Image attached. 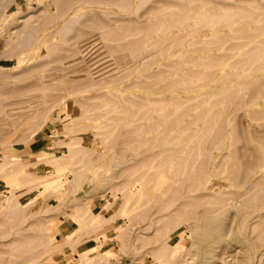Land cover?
Here are the masks:
<instances>
[{
    "label": "rangeland",
    "instance_id": "374dc122",
    "mask_svg": "<svg viewBox=\"0 0 264 264\" xmlns=\"http://www.w3.org/2000/svg\"><path fill=\"white\" fill-rule=\"evenodd\" d=\"M7 1L8 0L3 1V4L2 2L0 3V5L2 4L0 6V86H4L3 88L0 87V98L2 100H0V102H4L5 100V103L10 101V103H14L23 98H28L29 95V98H32L33 95L40 96L38 94H41L42 96L39 97L36 102L37 104L46 102V106L43 107L42 114L38 117L39 120L35 118L36 121H39L37 126L33 124L34 122H32V118L24 121V123L23 120H20L19 118L23 124L21 123L22 126L19 125L18 127L15 125L0 124V264H79L82 262L80 259L81 256L85 255L83 258L88 256L93 257L101 251L106 252L109 249L112 252H120L121 254L117 257L108 259L112 264H156L157 258H159L158 255L160 254L155 251L156 245L152 240V234L157 226L164 224L163 222H155L156 217L158 214L165 213H171L174 215L169 217V223L162 230V234L166 233L172 236V240L177 246H181L182 244L186 245L189 248L186 259H189L188 261L190 264H198L204 256H207V253H204L205 248L208 243L214 239V236H209L210 239L208 236V238L204 237L207 234L210 235V233H212L211 235H215L217 230L213 231V229H210L213 228V225L212 227L207 228L209 226L204 225L203 222L197 220L196 216L197 213L202 210L201 208L208 209L209 207H213V205L212 213L213 215L216 213V215L212 217L216 218L215 221L213 219L214 223L212 222V224L221 227L223 233H228L223 242H225V245H227L230 250L236 248L238 251L237 254H234L236 255V259L229 257V259L233 260L231 263L242 264L243 262L241 258L247 255V258L245 257L247 260H245V258L243 259L244 262L247 261V264H249V262H251L250 264H260L261 262V264H263L264 256L262 257L258 255L264 246V209L260 212L258 210V203L264 200V177H262L256 185L249 186L246 182L236 179L234 174L239 172V168L243 167V162L246 161L245 163L249 164L250 162L255 161L253 160V158H256L255 154L258 152L259 154H264V95L259 93L258 98L256 97L257 93L250 96V93L252 92H242L241 103L237 104L239 106L234 104L229 106L227 117L230 126L227 125L222 128V132L224 131L223 133L225 134V139H227L225 141L226 143L222 147L213 151L211 156L208 157L206 155L207 152H210V149H208L209 142L204 139L203 135H208L210 133L214 134L215 132V130L213 132L206 130L209 119L207 104L208 101L215 99V97L205 96L199 99L192 98L180 102L181 106H186L187 108L185 110V115L183 116L184 119L178 123L173 121L176 123L175 124L169 122V119L171 120V117L174 116V114H171L170 116L166 115L165 117L162 114L167 111L170 113L172 108H174V105H171L172 101H169L170 104H168L167 100L165 103L158 104L157 102L159 100L164 99V97H167L168 95L166 94V91L154 90V88L160 83V80L163 77L162 74L167 75L172 71H177L180 67H182V69L177 72H185L192 67H202L201 65L193 64L188 60H183L171 65L169 64L170 61L177 60L184 55V57H187L189 55L206 54L211 50L202 49V46L197 43L193 44L194 46H186L179 54L177 53L180 48H173L172 51L167 54L160 56L159 54H156V56H151L148 52L142 49L136 54L138 58L136 56L137 64L136 66H133L135 69L132 67L133 69L131 68V70L130 66L134 61L129 60V55H123L124 60L122 59L123 56L121 58L119 57L120 59L117 61L116 58L115 61L114 58L113 60L111 58L113 62L108 60V63L112 62L115 64L118 62L119 65L118 63L115 65L118 68L115 70L112 68L111 74H108L109 77H107L108 75H103V78H101L102 80L93 77L94 80H97V85L75 95L74 93H76V90H74V88L76 87V84L75 86L68 85L69 83H67V79L64 78V75L70 78L78 77V75H67L64 72L77 73L79 70L78 73H80L83 68L82 72H88L87 75L91 76L93 73H97V69L100 68L93 63V68L91 66L93 70H84V68H88L89 65L84 62L88 61V63H90L91 61H89V58L92 55L86 51L81 54L79 53L83 59L90 56L88 57V60L85 59V61L78 62L76 59L80 56L73 59L74 61H72V59L68 61L58 60V56L63 55L64 53L62 49L67 46H72L75 36L80 32L90 33L93 29V26L89 23H83L92 19L89 15L81 17L78 21L71 20L72 15H74L72 13H78L79 11H77V7L82 4L81 2L84 3L85 0H68L65 2H57L56 0ZM154 1L133 0L132 6L134 8L139 6V13L136 16H131V18L140 19L139 16H141L143 11L148 8L149 5H152ZM229 2H231V4ZM240 2L241 1L239 0H228L230 6H222L230 7V9L233 10L232 7H235L234 9H236ZM263 2V0H258V3H256L259 7V11H264ZM73 3L75 5H73ZM225 3L227 4L226 0ZM245 3H248V1L245 0ZM237 4L238 6H236ZM211 5L212 3H208V6ZM41 7L43 8L41 9ZM87 8L88 7H85L81 9V11L85 12ZM91 8L96 9L97 7L91 6ZM49 10L50 12H48ZM107 10H112L115 12V15L112 17L103 16V21L114 22L117 18H122L120 15L122 10L115 7L111 8L110 5L103 4V13ZM123 10H127V8H124ZM56 11L61 14L59 13V15ZM125 15L128 14L125 13ZM49 17H51L53 19L50 18L51 21L54 22H51ZM59 19L61 23L58 22ZM233 20L234 21L230 22L228 25L216 30V32L235 34V37L232 35L231 37H228L227 40H224L227 43L223 41V45L222 43L220 44L221 46L218 45L220 47L217 51L225 54L223 60H227L226 62L232 60L230 57L231 55H228L229 52L233 50L242 52L251 45V42L264 39V28H260L257 31L255 30L257 26L264 24V20L261 16L256 15L252 18L249 16H239L233 18ZM43 21L44 23L42 24ZM226 21L227 20L217 21L212 26L218 27L219 25L226 24ZM188 22L189 20H187L186 16L181 20L182 25H185ZM53 23L54 25H57L51 27L50 25ZM87 24L89 25L87 26ZM68 25L71 27V30L67 27ZM65 26L69 30H67ZM75 26L77 27L76 30ZM63 27H65V30L62 31V29H64ZM187 28L188 27H181L180 31H186ZM58 29H60V31H58ZM204 29H201L199 33ZM41 30H43V32ZM45 32L49 37L44 35ZM62 33L65 35L62 36ZM173 33L174 31L172 30L165 33L156 32L153 35V38L170 36ZM27 34L39 36L42 41L35 40L33 41V44L32 42L27 43ZM43 35L44 38L46 37L45 39L43 38ZM129 35H131V33L127 34L125 39L133 38V36ZM61 36L63 38L66 36V38L62 40ZM67 37H69L68 40L71 39V41H68ZM199 37H201V35L195 33L189 35L187 40L193 42ZM104 38L105 37H103V41L110 44L115 43L111 39H107L109 38L108 36L105 39ZM20 40H23L24 42L20 43ZM39 41L44 42V44H41ZM233 42H241V45L233 49ZM60 44L63 48L60 47ZM228 44H230L229 46L231 49L227 46ZM35 45L36 47H34ZM19 48L25 52H20ZM189 48L197 49L198 51L189 54ZM50 50H53V52H50ZM47 53L52 55L48 57ZM105 55L103 56V61L105 60L103 62L104 67H101L104 69L103 72L106 70L105 63H107V56ZM242 56H244V53L237 54L233 58ZM147 58L152 59H150L151 61L149 60L150 63L145 61ZM119 60L122 61L120 62ZM126 60L127 62L130 61L129 64L126 62L127 65L124 63ZM142 62L145 64H142ZM68 63L70 64V67H68ZM73 63L75 65L80 64L77 65V70H73V68H75ZM186 65L188 67H183ZM80 66H82V68ZM124 66L126 67L124 68ZM230 66L231 67H229L228 70H235L236 67L238 71H243L245 68L243 64H235V67L232 65ZM95 67L98 68L95 69ZM163 67L166 69L165 71ZM127 68L129 70H127ZM26 69L29 71L25 72ZM49 69L50 71H47ZM62 69L64 72H62ZM117 69H119L118 72ZM120 71L123 72L121 73ZM8 72L11 74L10 76ZM42 72L44 74H42ZM147 72L151 75L148 74L147 76ZM6 73L9 77L6 76ZM255 73L256 75L254 78H256V87H258V89L262 88L260 86L264 87V84H262L264 82V66ZM40 75L42 76L40 77ZM51 77L56 78H54V80ZM115 77L116 79H114ZM38 78H40V80ZM137 78L140 81L137 82ZM63 80L65 82H63ZM155 80L159 81L154 82ZM215 80L217 83L213 87L205 88L204 90L218 89L219 87L227 85L229 82H234L237 79L221 80L219 75L216 74ZM134 81H136V83H134ZM258 81L261 82L260 84L262 85H259ZM35 82H38L40 86L38 83L35 84ZM146 82L147 84L152 82L154 84L151 86L149 85L150 87H146ZM28 83L35 87L39 86V89H34V86L32 87L30 84L31 87L28 88ZM140 84L142 87H139ZM144 85L146 86L144 87ZM22 86L25 91L19 93L21 90L19 87ZM51 86L52 88L50 89ZM65 87H68L69 89ZM13 88L15 89L11 93V89L13 90ZM78 88H80V86L78 87L77 85L76 89L78 90ZM16 89H19V91L17 92ZM48 90L53 91V93ZM28 92L31 93L29 94ZM33 92L35 94H32ZM42 92L45 94H42ZM80 94L82 95L81 97ZM244 96L246 98H244ZM153 102H155V104ZM216 105H218L217 107H219V105L221 106L220 103ZM216 105L214 106L215 108ZM7 111L12 110L7 109ZM238 114L244 117L241 118ZM2 117H4V113H0V118ZM13 121L15 123V121L18 120L13 119ZM181 123L185 124L184 127L182 126L180 128L179 125ZM3 127L6 128L3 129ZM34 128L36 129V132L35 135L32 136L31 131ZM260 131H262V134ZM255 133L258 135V138L254 135ZM239 134L240 136L244 135V137L241 136V138ZM183 139H185V141ZM181 140L184 141V143ZM202 140L204 142H202ZM186 142L187 144H185ZM248 142H250V144H248ZM140 144H144V146H141ZM257 144L260 150L255 148ZM253 145L255 146L253 147ZM203 147L206 149L205 151L203 150ZM68 148H72L76 153H73L68 159H65L67 157H64V154L67 152ZM200 152L203 154H200ZM145 155L150 157L148 158L150 163L148 162L147 157L144 159L148 163L142 158ZM241 156H243L242 159ZM141 158L143 160L140 161V164H137L136 162ZM65 161H67V163ZM167 163L169 164L167 165ZM134 164H137V166L135 167ZM245 165V167H248L247 164ZM63 166H66L64 170L62 169ZM51 170H55V172H51ZM134 170L136 171L133 172ZM27 171L29 173L32 172V175L30 173L26 176L24 173H28ZM130 173L133 174L131 175ZM137 175H140L139 178ZM14 177H20V181H27L28 179L29 181L25 183V181L20 182L18 180L17 182L12 183L11 180ZM41 180H50L54 185L52 187L49 186L50 188L45 186L46 188L43 187L41 189L38 187L37 183H40ZM204 182L208 185L205 188L198 190L197 186L201 185L203 187L202 183ZM80 184L82 186L78 189ZM67 188H69L68 195L66 193V195L64 194L65 196H63L62 194ZM110 188H112L114 192L111 191ZM130 189L132 190V193H130ZM253 189L254 191H252ZM140 190L142 192H147L146 194H149L150 192L152 197L151 194L149 195L150 197L145 196L144 194L139 197L141 200L140 203L143 204L141 208L144 210L141 209L142 211L138 212L139 215L137 214L127 223L126 219L121 216V207L124 202L127 203L128 206H133ZM88 192L92 193V196L87 200L90 205L89 209L81 212L79 215H77L78 213L66 214L67 211L70 212L69 208L72 201ZM206 192L207 197L205 195L201 199L198 197V195L201 196V194H206ZM211 193L214 194V204L208 202V200H210L209 198H211ZM188 194L189 197L187 198ZM190 195H197V197L193 196L194 199L196 197L198 198L197 201H199V199L201 201L200 204L196 201L197 204L195 203L194 206L201 205V208L196 207V209H193V213L188 211L190 209L189 207H191V209L194 208L193 205V207L191 206L193 199L191 200ZM256 195L257 198H255ZM127 198L128 200L126 202L125 200ZM189 198L190 200L188 202L192 201L190 205L185 202V200ZM10 201L16 203L20 207V210L14 214H11L8 208ZM160 203L163 206L160 205ZM158 204L161 209L158 208ZM21 207L23 208L21 209ZM157 209L158 212L155 214ZM92 211L99 212L100 214H108V216L103 219L99 217L98 219L90 221L88 218ZM118 211H120V213ZM133 212H135V210ZM5 213H7V216ZM260 213L263 215L261 218L258 217V214ZM75 214L79 217L78 220V217L76 218ZM246 216L249 217L247 218ZM197 223H200V227ZM126 224V230L124 229V231L127 232L126 236H123L122 238L118 237L119 231L116 228L120 225ZM244 224L246 225V229L244 228ZM19 228L23 229L20 230ZM197 228L199 230H197ZM15 231L20 232L21 235L15 236ZM140 235L146 236L137 240ZM136 236L138 238H136ZM65 237L69 238L65 239ZM254 237L257 239H253ZM14 238L15 241L13 243L6 245L10 239ZM51 238H53V240H50ZM120 238L123 239L122 244L127 248L126 253H121L122 245ZM134 238H136V240ZM48 240L50 241L47 242ZM206 240L207 242H205ZM52 241L54 242L52 243ZM98 242L100 243V247H97ZM243 242H246L249 245H246L245 247ZM251 242H253L254 246ZM36 244L35 253L32 250L28 251L31 245L34 246ZM247 249L248 251H246ZM253 249L255 251H253ZM153 250L155 252H152ZM243 250L245 253L249 252L250 254L246 253L245 255ZM111 251H108V253H111ZM262 251H264V249ZM164 260L169 261L168 259ZM185 261L186 260L182 263H185ZM87 263L94 264V260L92 258H87ZM243 264H246V262Z\"/></svg>",
    "mask_w": 264,
    "mask_h": 264
},
{
    "label": "bare ground",
    "instance_id": "6f19581e",
    "mask_svg": "<svg viewBox=\"0 0 264 264\" xmlns=\"http://www.w3.org/2000/svg\"><path fill=\"white\" fill-rule=\"evenodd\" d=\"M3 1L5 0H0V3L2 2L3 4ZM9 1V0H8ZM7 1V2H8ZM57 2H65V1H68V0H56ZM72 1H76V0H72ZM79 1V0H77ZM145 1H149V0H145ZM154 1V0H153ZM230 1V0H229ZM236 1V0H235ZM241 1L239 6L238 4L236 6V9H234L235 7H232L233 10L230 9V7H225V6H222V5H229L231 4V2L228 3V0H226L227 4L225 3V0H155L154 3L152 5H149L148 8H146L144 11H143V14L140 17V19H133L131 18V16H136L138 13H139V6L134 8L132 6V2L133 0H85V2H81L82 4L79 5L77 7V11H79L78 13H72L74 15H72L71 17V20L72 21H78L81 17L83 16H86V15H89L92 19H90L89 21H85L83 23H89L90 25L93 26V29L91 30L90 33H79L77 36H75L74 38V42H72V46H67L65 48L61 47V44H60V47L63 48L62 50L64 51L63 55H59L58 56V60H62V61H68V60H71L74 61L73 59H76L78 56H80V54L84 51L88 52L89 54L91 53V57L89 58V61H91L90 63L87 62H84L88 65V68H84L85 71H87L88 69H92L93 68V65L96 64L98 65L100 68L98 67H95L98 68V72L97 73H93V75L89 76L87 75L88 72H82L83 68L82 66H80L81 68V72L78 73H75V72H64L63 69H62V72L66 73L67 75H78V77H75V78H70V77H67L64 75V78L67 79V83H69L68 85L70 86H75L76 84V87L78 85V87L80 86V88H78V90L76 89V87L74 88V90H76V93H74L75 95L76 94H79L81 91H85L95 85H97V80H94V78L96 79H99V80H102L101 78H103V75H110L111 74V70L112 68H114V70L116 68H118L117 66V63L113 64L112 60L114 58V61H115V58H116V61L118 59H120L123 55H129L130 56V59L131 61H134L132 62L133 64L135 65H131L130 66V70L133 66H136L137 64V60H136V54L139 53L140 50L144 49L146 52H148L151 56L152 55H155L156 54H159L160 55H164V54H167L169 52L172 51V49H177V48H180V50H178V53H181V51L186 47V46H191L193 44H197L199 43L202 47V49H208V50H211L209 53H206V54H200V55H189L187 57H180L179 59L177 60H172L169 62V64H175V63H179L183 60H188L190 62H192L193 64H199L201 65L202 67H197V68H194L192 67L191 69L185 71V72H177L179 70L182 69V67H180L177 71H172L171 73L167 74V75H163L162 74V78L160 80V83L157 84L154 88V90H164L166 91V94L168 95L167 97H164V99H161L159 100L157 103L158 104H162V103H165V101L167 100L168 101V104H170L169 101H172L171 105H174V108H172V110L170 111V113L165 112V113H162L163 116L165 117L166 115L170 116L171 114H174V116L171 117V120L169 119V122L170 123H178L179 121L183 120V116L185 115V110H186V106H181L180 105V102H182L183 100H186V99H192V98H202V97H205V96H214L215 99H212L210 101H208V104H207V108H208V114H209V119H208V127L206 128L207 131L209 132H214V134L210 133L208 135H203L204 139L207 140L209 142V148L210 149L209 151L211 152H207V155L206 156H211L212 152L215 151L216 149L222 147L226 142L227 139H225V134L222 132V128L225 127V126H230V123H229V120H228V117H227V113H228V108L230 105L234 104V105H237V104H240L241 103V93L242 92H252L250 93V96L253 94L255 95L256 93V97L259 98V93L264 95V90H263V86H260L262 88H259L256 87L255 85V81H256V78H254V76L256 75L255 72L259 71L261 69L262 66H264V39H260V40H255V42H251V45L246 48L244 51H238V50H233L231 52L228 53V55H231L230 57L232 58L231 61H224V57H225V54L224 53H221L219 51H217L219 49V47L221 46L220 44L222 43L223 45V41L224 40H227L228 37H231L232 35H234L235 37V34H231V33H222V32H216V30H218L219 28L221 27H224L225 25H228L230 22H233V18H236V17H239V16H249V17H254L256 15L258 16H261L264 20V11H259L258 10V6L256 5V3H258V0H253V1H248V3H245V0L243 2V0H239ZM262 1V0H261ZM264 1V0H263ZM238 2V1H237ZM11 3V2H10ZM54 3V1H53ZM56 3V2H55ZM208 3H212L211 6H208ZM235 3V2H234ZM264 3V2H263ZM1 4V5H2ZM65 4V3H64ZM78 4V3H77ZM76 4V5H77ZM80 4V2H79ZM103 4H106V5H110V7H115L119 10H122V13H120V15L122 16V18H117L114 22L113 21H103V16L104 17H112L115 15V12H113L112 10H107L103 13ZM0 5V6H1ZM73 5H75L73 3ZM71 6V5H70ZM91 6H96L97 8L96 9H93L91 8ZM264 6V4H263ZM49 7V6H48ZM47 7V8H48ZM61 7V6H60ZM73 7V6H72ZM85 7H88L87 10L84 12V11H81V9L85 8ZM90 7V8H89ZM169 7H172V8H169ZM262 7V6H261ZM43 7H41L42 9ZM65 8V7H64ZM75 8V6H74ZM124 8H127V10H123ZM40 9V10H41ZM61 9V8H60ZM99 9V10H97ZM106 9V8H104ZM47 10V9H46ZM56 10H59V9H56ZM66 10V9H65ZM85 10V9H84ZM71 11V10H70ZM73 11V10H72ZM47 12V11H46ZM50 12V10L48 11ZM57 12V11H56ZM63 12V11H62ZM65 12V11H64ZM76 12V11H75ZM58 14L60 12H57ZM67 13V11H66ZM128 14V15H125ZM61 14V13H60ZM59 14V15H60ZM65 14V13H64ZM50 15V14H49ZM67 15V14H66ZM117 15V14H116ZM5 16V14H4ZM3 16V17H4ZM71 16V15H70ZM186 16L187 17V20H189V22L185 25H182L181 24V20L182 18ZM2 17V18H3ZM6 17V16H5ZM53 17V16H52ZM66 17V16H65ZM119 17V16H118ZM27 18V17H26ZM26 18H23V19H26ZM51 17H49L50 19ZM52 19V18H51ZM50 19V21H51ZM53 20V19H52ZM57 20V19H56ZM220 20H227L226 21V24H223V25H219L218 27H215V26H212L215 22L217 21H220ZM38 21V20H37ZM36 21V22H37ZM51 22H54V21H51ZM49 22V23H51ZM60 22V19L59 21ZM57 22V23H58ZM71 22V21H70ZM69 22V23H70ZM1 23V22H0ZM44 23V21L42 22V24ZM56 23V22H55ZM61 23V22H60ZM73 23V22H71ZM70 23V24H71ZM78 23V22H77ZM87 24V26L89 25ZM54 23L51 24L50 26L53 27ZM57 25V24H55ZM54 25V26H55ZM59 25V24H58ZM77 26V25H76ZM75 26V30H76V27ZM49 27V26H48ZM66 27V26H65ZM65 27H63L65 30ZM70 30H71V27H69V25L67 26ZM66 27V28H67ZM181 27H188L186 31H180V28ZM62 28V27H61ZM60 28V29H61ZM67 28V30H69ZM206 28V29H204ZM260 28H264V24H261L259 26L256 27V31L259 30ZM1 29V28H0ZM60 29H58V31H60ZM201 29H204L201 33H199L201 31ZM29 30V29H27ZM66 30V32L68 33V31ZM174 31V33L170 36H162V37H159V38H153V35L156 33V32H160V33H165L167 31ZM43 32V30H41ZM45 31V30H44ZM48 31V29H47ZM80 31V30H79ZM33 32V31H32ZM61 33V32H60ZM64 33V32H63ZM61 34L62 36L65 35V34ZM104 33V34H103ZM129 36H133V38H128V39H125L126 35L127 34H130ZM195 33H198L199 35H201V37L195 39L193 42H189L187 40L188 36L191 35V34H195ZM40 34V33H38ZM47 33L45 32L44 35H46ZM44 35H43V38H44ZM14 36V35H13ZM48 36V35H46ZM61 36V37H62ZM67 36V34H66ZM66 36H64V38L62 37L61 39L64 40L66 38ZM109 37L107 39H111L112 41H114L115 43L113 44H110L106 41H103V37ZM49 37V36H48ZM47 37V38H48ZM237 37V36H236ZM18 38V37H17ZM27 38V43H31L33 44V41L35 40H40L42 41L41 37L39 36H34L32 34H27L26 36ZM46 38V37H45ZM44 38V39H45ZM69 37H67V40H68ZM72 38V37H71ZM104 38V39H105ZM73 39V38H72ZM230 39V38H229ZM25 40V39H24ZM61 40V41H62ZM19 41V40H18ZM39 41V42H40ZM68 41H71L68 40ZM68 41H65V42H68ZM24 42L23 40L21 41L20 40V43ZM26 42V41H25ZM39 42H38V45H39ZM64 42V41H62ZM225 42V41H224ZM41 44L44 42H40ZM227 43V42H225ZM224 43V44H225ZM231 43V42H230ZM25 44V43H23ZM21 44V45H23ZM36 44V43H35ZM40 44V45H41ZM220 45V46H218ZM230 44H228L227 46L230 48L229 46ZM241 45V42H233L232 43V46H233V49L234 48H237ZM52 46V45H51ZM64 46V45H62ZM194 46V45H193ZM24 47V46H23ZM36 47V45L34 46ZM59 47V45H58ZM200 47V46H199ZM226 47V46H225ZM22 48V46H21ZM33 48V47H32ZM60 48V49H61ZM17 49V48H16ZM28 49V48H27ZM36 49V48H35ZM34 49V50H35ZM187 49V48H186ZM231 49V48H230ZM20 50V48H19ZM32 50V49H31ZM57 50V49H56ZM116 50V51H115ZM24 50H20V52H22ZM53 52V50H50V52ZM59 51V50H57ZM103 51H104V54H103ZM115 51V52H114ZM186 51V50H185ZM195 51H198L197 49H193V48H189L188 49V52L189 54L191 53H194ZM203 51V50H201ZM25 52V51H24ZM31 52V51H30ZM33 52V51H32ZM113 52V53H111ZM28 53V52H27ZM80 53V54H79ZM227 53V52H226ZM241 53H244V56L242 57H238V58H233L235 55L237 54H241ZM29 54V53H28ZM35 54V53H34ZM86 54V53H85ZM106 54V55H105ZM141 54V53H140ZM48 57L51 56L50 54H48ZM107 56V63H108V60H111L112 58V62H109L108 65L107 63H105V67H106V70L103 72V68L101 67H104L103 66V56ZM145 55V54H144ZM34 56V55H33ZM32 56V58H33ZM154 56V57H155ZM227 56V55H226ZM84 57V55H83ZM86 57V56H85ZM88 57H86L85 59L88 60ZM120 57V58H119ZM30 58V57H29ZM31 58V59H32ZM110 58V59H109ZM135 58V60H134ZM138 58V56H137ZM27 59V58H26ZM85 59H83L81 56L78 57L76 60L79 62L81 61H85ZM106 59V58H105ZM124 60V56L122 58ZM133 59V60H132ZM145 59V58H144ZM151 58H147V61L148 63L149 60ZM229 59V58H228ZM128 60V59H127ZM127 60L124 62L126 64ZM152 60V59H151ZM150 60V61H151ZM26 61V60H25ZM71 61V62H72ZM120 62L122 60H119ZM49 62V61H48ZM130 62V61H129ZM129 62H127L129 64ZM70 63V62H69ZM68 63V67H70V64ZM94 63V64H93ZM112 63V64H111ZM147 63V65H148ZM77 64V63H76ZM142 64H145L142 62ZM235 64H243L245 66L244 70L243 71H238V69H236L235 67ZM73 65L75 66V68H73V70H75L77 68V65H80V64H77L75 65L73 63ZM86 65V66H87ZM119 65V63H118ZM124 65V64H123ZM127 65V64H126ZM230 65L234 66L235 67V70H228L229 67H231ZM92 66V68H91ZM1 67V66H0ZM19 67V66H17ZM40 67V66H39ZM67 67V66H66ZM79 67V66H78ZM85 67V66H84ZM126 66H124L125 68ZM183 67H188L187 65L186 66H183ZM233 67V68H234ZM123 68V69H124ZM129 68V67H128ZM127 68V70H129ZM135 69V67H133ZM132 68V69H133ZM160 68V67H159ZM164 68V67H163ZM2 69V68H1ZM35 69V67H34ZM57 69V68H56ZM67 69V68H66ZM65 69V70H66ZM122 69V70H123ZM32 70V69H31ZM37 70V69H36ZM77 70V69H76ZM93 70V69H92ZM96 70V71H97ZM113 70V71H114ZM160 70H163V69H160ZM166 69L164 68V71ZM168 70V69H167ZM1 71V70H0ZM8 71V70H7ZM26 71H29L28 69L25 70ZM47 71H50L47 70ZM112 71V72H113ZM119 71V69H117V72ZM126 71V70H125ZM4 72V71H3ZM6 72V71H5ZM23 72V71H22ZM31 72V71H30ZM116 72V71H115ZM121 72V71H120ZM123 72V71H122ZM121 72V73H122ZM163 72V71H161ZM41 73V72H40ZM144 73V72H143ZM7 74V73H6ZM9 74V72H8ZM8 74L6 76H8ZM42 74H44L42 72ZM118 74V73H117ZM124 74V73H123ZM145 74V73H144ZM148 74L150 73H146V75L148 76ZM216 74L219 75V78H221V80H228V79H237L236 81L234 82H229L227 85H224V86H221L219 87L218 89H213V90H204L205 88H210V87H213L217 82L215 80V76ZM11 74H9L10 76ZM14 75V74H12ZM20 75V74H19ZM28 75V74H27ZM57 75V74H56ZM109 75L107 77H109ZM119 75V74H118ZM122 75V74H121ZM151 75V74H150ZM8 76V77H9ZM16 76V75H14ZM42 75H40L41 77ZM54 76V75H53ZM123 76V75H122ZM156 76V75H155ZM5 77V76H4ZM18 77V75H17ZM38 77V76H37ZM44 77V76H43ZM57 77V76H56ZM56 77H51L52 79L56 78ZM61 77V76H59ZM105 78V77H104ZM120 78V76H119ZM143 78V77H141ZM40 80V78H38ZM61 79V78H60ZM116 79V77L114 78ZM136 79V78H135ZM134 79V80H135ZM158 79V78H157ZM260 79V78H259ZM55 80V79H54ZM153 80V79H151ZM159 80H155L154 82H158ZM137 82L140 81L136 80ZM136 81H134V83H136ZM48 82V81H46ZM50 82V81H49ZM63 82H65L63 80ZM62 82V83H63ZM90 82V83H88ZM148 82V81H147ZM146 82V84H147ZM259 82V81H258ZM263 82V81H262ZM34 83V82H33ZM38 82H35V84H37ZM78 83V84H77ZM144 83V82H143ZM150 83V82H149ZM221 83V82H220ZM261 82H259V85H262L264 84V82L262 84H260ZM28 83V88L32 86V84ZM39 84V83H38ZM44 84V83H43ZM47 84H50V83H47ZM53 84V83H52ZM66 84V83H65ZM145 84V83H144ZM152 84H154L153 82L150 83V84H147L144 85V87H148L149 85L151 86ZM8 85V84H7ZM27 85V84H26ZM24 86V85H23ZM22 87H19V89H21L19 91V89L17 90V92L19 91L22 92V91H25V89ZM34 86V85H33ZM32 86V87H33ZM40 86V84H39ZM38 86V87H39ZM47 86V85H46ZM50 86V85H49ZM65 86V85H64ZM69 86V88H70ZM149 86V87H150ZM258 86V85H257ZM2 87V85L0 86ZM4 87V86H3ZM2 87V88H3ZM38 87H35L34 86V89L38 88ZM139 87H142L141 84L139 85ZM1 88V89H2ZM26 88V86H25ZM52 88V86L50 87V89ZM59 88V87H58ZM61 88V87H60ZM65 88H68V87H65ZM68 88V89H69ZM15 88H13V90L11 89V93L14 91ZM23 89V90H22ZM32 89V88H31ZM30 89V90H31ZM33 89V90H34ZM39 89V88H38ZM44 89V88H42ZM48 89V88H47ZM64 89V88H63ZM72 89V87H71ZM70 89V90H71ZM145 89V88H143ZM262 89V90H261ZM3 90V89H2ZM15 90V92H16ZM27 90V89H26ZM45 90V89H44ZM43 90V91H44ZM57 90V89H56ZM4 91V90H3ZM49 91V90H48ZM47 91V93H48ZM100 91V90H99ZM51 93H53V91H49ZM69 92V91H68ZM8 93V92H7ZM29 93V92H28ZM31 93V92H30ZM29 93V94H30ZM38 93V92H37ZM40 93V92H39ZM46 93V94H47ZM255 93V94H254ZM23 94V93H22ZM32 94H35L34 92ZM31 94V96H32ZM42 94H45L42 92ZM50 94V93H49ZM69 94V93H68ZM102 94V93H101ZM104 94V93H103ZM106 94V93H105ZM115 94V93H114ZM40 96H37V95H33L32 98H23L21 100H18L14 103H10V102H6L5 103V100L4 102H0V113H4V117L0 118V124H5V125H15V126H19L24 123V121H27L29 119H33L32 122H34L33 124L35 126L38 125V122L39 121H36L35 118L38 119V117L40 116V114H42V110H43V107L46 106V102H43V103H39L37 104L36 100L41 97L42 95L41 94H38ZM100 95V94H99ZM118 95V94H117ZM116 95V96H117ZM78 96V95H77ZM82 95L80 94V97ZM249 96V97H250ZM261 96V95H260ZM45 97V95H44ZM99 97V96H98ZM111 97V96H110ZM12 98V97H11ZM244 98H246L244 96ZM248 99V98H247ZM1 100V98H0ZM102 100V99H101ZM112 100V99H111ZM116 100V99H115ZM114 100V101H115ZM150 100V99H149ZM152 100V99H151ZM243 100V99H242ZM250 100V99H249ZM253 100V99H252ZM2 101V100H1ZM96 101V100H95ZM146 102V101H144ZM9 103V104H7ZM155 104V102H153ZM205 103V102H204ZM221 104V106L219 105V107H217L218 105L216 104ZM123 104V103H122ZM182 104V103H181ZM216 105V108L214 107ZM113 106V105H111ZM129 106V105H128ZM161 106V105H160ZM165 106V105H164ZM239 106V105H237ZM244 106V104H243ZM163 107V106H162ZM122 108V107H121ZM7 109H11L12 111H7ZM150 109V107H149ZM195 109V108H194ZM159 110V109H158ZM94 111V110H93ZM100 111V110H99ZM153 111V110H152ZM203 111V110H202ZM234 111V110H233ZM232 111V112H233ZM237 111V110H236ZM245 113V112H244ZM246 114V113H245ZM124 115V114H123ZM239 115V114H238ZM242 115V113H241ZM239 115V117L241 116ZM162 116V115H161ZM129 117V116H128ZM144 117V116H143ZM232 117V116H231ZM244 117V116H243ZM241 116V118H243ZM23 120V123L19 120ZM13 119H17L18 121H13ZM35 119V120H34ZM143 119V118H142ZM197 119V118H196ZM163 121V120H162ZM161 121V122H162ZM175 121V122H173ZM231 122V121H230ZM22 123V124H21ZM31 123V122H30ZM101 123V122H100ZM103 123V122H102ZM129 123V122H128ZM175 123V124H176ZM255 123V122H254ZM257 123V122H256ZM184 124L185 123H181L179 125V127L181 128L182 126L184 127ZM244 124V123H242ZM129 125V124H127ZM126 125V126H127ZM138 126V125H137ZM165 126V125H164ZM246 126V125H245ZM9 127V126H7ZM16 127V128H17ZM110 127V126H109ZM113 127V126H112ZM178 127V128H179ZM6 127H3V129H5ZM28 128H29V125H28ZM189 128V127H188ZM217 128V129H216ZM243 128H244V125H243ZM1 129V128H0ZM19 129V128H18ZM109 129V128H108ZM107 129V130H108ZM105 130V129H104ZM177 130V129H176ZM179 130V129H178ZM183 130V129H182ZM254 130V129H253ZM264 130V129H263ZM262 130V131H263ZM8 131V130H6ZM18 131V130H17ZM152 131V130H151ZM150 131V132H151ZM241 131V130H240ZM257 131V130H256ZM259 131V130H258ZM262 131L261 134H262ZM10 132V131H8ZM35 132H36V129L34 128L32 131H31V134L32 136L35 135ZM149 132V133H150ZM204 132V131H203ZM254 132V131H253ZM6 133V132H5ZM11 133V132H10ZM241 133V132H240ZM247 133V132H246ZM258 133V132H257ZM159 134V132H158ZM182 134V133H181ZM253 134V133H252ZM260 134V133H259ZM264 134V133H263ZM5 135V134H4ZM30 135V134H29ZM28 135V136H29ZM142 135V134H140ZM194 135V134H193ZM248 135V133H247ZM256 135V137L258 136L256 133L254 134ZM31 136V135H30ZM177 136V135H176ZM184 136V135H183ZM197 136V135H195ZM240 136V134H239ZM242 137H244V135H241ZM240 136V137H241ZM260 136V135H259ZM156 137V136H155ZM237 137V136H236ZM241 137V138H242ZM249 137V136H248ZM252 137L254 138V136L252 135ZM173 138V137H172ZM171 138V139H172ZM258 138V137H257ZM154 139V138H153ZM176 139V138H175ZM250 139V137H249ZM248 139V140H249ZM256 139V138H255ZM254 139V140H255ZM185 141V139H183ZM251 140V139H250ZM160 141V140H159ZM164 141V140H163ZM182 141V140H181ZM184 141H182L184 143ZM201 141V140H200ZM206 141V142H207ZM264 141V140H263ZM180 142V141H179ZM181 142V143H182ZM202 142H204L202 140ZM251 142V141H250ZM250 142H248V144H250ZM69 143V142H68ZM142 143V142H141ZM175 143V142H174ZM173 143V144H174ZM180 143V144H181ZM263 143V142H262ZM139 144V143H137ZM154 144V143H153ZM187 144V142L185 143ZM256 144V143H255ZM68 145V144H67ZM141 145V144H140ZM171 145V144H170ZM184 145V144H183ZM141 146H144L141 145ZM180 146V145H179ZM178 146V147H179ZM255 145H253L254 147ZM258 144L255 146V148L259 149V146ZM158 147V146H157ZM155 147V148H157ZM167 147V146H165ZM139 149V148H138ZM184 149V148H183ZM200 149V148H199ZM103 150V149H102ZM203 150L205 151L206 149H204L203 147ZM202 150V151H203ZM260 150V149H259ZM257 150V151H259ZM165 151V150H164ZM184 151V150H182ZM254 151V150H253ZM131 152V151H130ZM235 152V151H234ZM237 152V150H236ZM73 153H76L74 152V150L72 148H68L67 152L64 154V157H67L65 159H68V157H70L71 155H73ZM256 153V152H255ZM199 154V153H198ZM200 154H203L200 152ZM199 154V155H200ZM238 154V152H237ZM244 154V153H243ZM250 154V153H249ZM236 155V154H235ZM256 155V158H253V160H255L254 162H250L249 164L248 163H245L243 162L242 165L243 167L239 168L238 169V173L236 172V174H234L236 176V179L240 180V181H244L247 183V185L249 186H253L254 184L256 185L257 183H259V180L264 177V154H259V152ZM7 156V155H6ZM60 156V155H59ZM148 156V154H147ZM146 155L144 157H142L143 159L147 157ZM149 156H153V155H149ZM246 156V155H245ZM62 157V156H60ZM175 157V156H174ZM205 157V156H204ZM243 156H241V159H242ZM140 159L139 161H137L136 163L137 164H140V161H142L143 159ZM150 157H147V160L149 162V159ZM240 158V156H239ZM7 159V158H6ZM70 159V158H69ZM144 159V160H145ZM248 159V158H246ZM244 159V160H246ZM252 160V159H251ZM58 162V161H56ZM67 163V161H65ZM146 162V160H145ZM146 162V163H148ZM176 162V161H175ZM193 162V161H192ZM248 162V161H247ZM16 163V162H15ZM14 163V164H15ZM20 163V162H19ZM122 163V162H121ZM150 163V162H149ZM219 163V162H218ZM137 164L134 166L136 167ZM144 164V162H143ZM160 164V163H159ZM165 164V163H164ZM169 163H167L168 165ZM192 164H196V163H192ZM220 164V163H219ZM238 164V162H237ZM247 164L248 167H245ZM13 165V164H11ZM141 165H142V162H141ZM224 165V164H223ZM231 165V164H230ZM229 165V166H230ZM245 165V166H244ZM140 166V165H139ZM138 166V168H139ZM184 166V165H183ZM193 166V165H192ZM221 166V165H220ZM219 166V167H220ZM228 166V165H227ZM141 167V166H140ZM14 168V167H13ZM66 168V166H63L62 169L64 170ZM132 168V167H131ZM149 168V167H148ZM170 168V167H169ZM172 168V167H171ZM176 168V167H175ZM192 168V167H191ZM236 168V170H237ZM137 169V168H136ZM194 169V168H193ZM131 170V169H130ZM221 170V169H219ZM136 170H134L133 172H135ZM211 171V170H210ZM28 172V171H27ZM34 172V171H33ZM51 172H55V170H51ZM67 172V171H66ZM132 172V170H131ZM144 172V170H143ZM169 172V171H168ZM31 175H32V172H30ZM29 172L28 173H24L26 174V176L28 174H30ZM50 173V172H49ZM123 173V172H122ZM67 174V173H65ZM131 174V173H130ZM133 174V173H132ZM131 174V175H132ZM163 174V172H162ZM179 174V173H178ZM68 175V174H67ZM142 175V174H141ZM212 175V174H211ZM232 175V176H234ZM36 176V175H35ZM135 176V175H134ZM138 176V175H137ZM137 176H136V179H137ZM140 176V175H139ZM138 176V178H139ZM164 176V175H163ZM167 176V174H166ZM182 176V175H181ZM189 176V175H188ZM38 177V176H37ZM230 177V176H229ZM20 178V177H19ZM18 177H14L11 182L14 183V182H17L19 180ZM23 178V177H22ZM39 178V177H38ZM48 178V177H47ZM234 178V177H233ZM26 179V178H24ZM194 179V178H193ZM27 180V179H26ZM31 180V179H30ZM93 180V179H92ZM20 181V180H19ZM25 181V180H24ZM24 181H20V182H24ZM29 179L26 182H28ZM40 181V180H39ZM137 181V180H136ZM201 182V181H200ZM38 183V187H40L41 189L44 187H52L54 185V183L50 180H46V181H43L41 180V182H37ZM133 183V182H132ZM131 183V184H132ZM261 183V182H260ZM45 184V185H44ZM130 184V183H129ZM203 184V187L200 185V186H197V189H201V188H205L208 184L206 182L202 183ZM44 185V186H43ZM134 185V184H133ZM14 186V185H13ZM46 186V187H45ZM82 185L80 184L79 188L81 187ZM49 187V188H50ZM113 187V186H112ZM128 187V186H126ZM134 187V186H133ZM140 187V186H139ZM114 188V187H113ZM168 188V187H166ZM111 191L112 188H110ZM115 189V188H114ZM135 189V188H133ZM165 189V188H164ZM65 190V189H64ZM69 188H67L66 191L61 192L63 193L62 195L65 196L66 193L68 195V191ZM77 190V189H76ZM264 190V189H263ZM262 190V191H263ZM130 193H132V190L130 189ZM254 191V189L252 190ZM260 191V190H259ZM10 192V191H9ZM114 192V191H113ZM155 192V191H154ZM147 192H142L141 190L139 191L138 193V197L136 198V202L133 206H128L127 203L124 202V204L122 205V210L121 211V216L126 219L127 223L130 222V220L133 219L134 216H136L138 214V212L142 211L141 208L142 207V203H140V196L141 195H145V196H149L151 193L149 192V194H146ZM162 193V192H161ZM165 193V192H164ZM65 194V195H64ZM156 194H159V193H156ZM175 194V193H174ZM254 194V193H253ZM261 194V193H259ZM45 195V194H44ZM204 195L206 196L207 195V192L206 194H201L198 195V197L201 199L202 197H204ZM209 195V194H208ZM249 195H250V192H249ZM262 195V194H261ZM92 196V193L91 192H88L87 194L83 195V196H80V197H77L75 198L71 205H70V212L67 211L66 214H73V213H78L77 215H79L81 212H84L86 210L89 209L90 205L89 203L87 202V200ZM134 196V194H133ZM132 196V197H133ZM167 196V195H166ZM182 196V195H181ZM193 196H196L197 195H193ZM190 195L191 197V202H188L190 200L187 199L185 200L186 204H189L191 203V206L195 205V203L197 204V202L200 204V199L199 201H197L198 198L194 197ZM252 196V195H251ZM76 197V196H75ZM136 197V196H135ZM150 197V196H149ZM151 197H152V194H151ZM160 197V196H159ZM158 197V198H159ZM189 197V194L187 195V198ZM207 197V196H206ZM210 197L209 198L210 200H208V202L214 204V201L215 198L214 197V194L211 193L210 194ZM238 197V196H237ZM260 197V195H259ZM134 198V197H133ZM155 198V197H154ZM186 198V197H185ZM250 198V197H249ZM257 198V195L256 197ZM262 198V197H261ZM19 199V198H18ZM9 200V199H8ZM61 200V199H60ZM128 198L125 200L127 202ZM134 200V199H133ZM146 200V199H145ZM152 200V199H151ZM150 200V201H151ZM195 200V201H194ZM251 200V199H249ZM132 201V199H131ZM130 201V202H131ZM197 201V202H196ZM157 202V201H156ZM163 202V201H161ZM10 205L8 206L11 214L13 213H16L18 210H20L19 208V205H17L16 203L10 201L9 202ZM155 203V202H154ZM194 203V204H193ZM222 203V202H221ZM238 203V202H237ZM150 204V203H149ZM173 204V203H171ZM259 204V207H258V210L261 212L263 209H264V200ZM160 205H162L160 203ZM170 205V204H169ZM168 205V206H169ZM183 205H184V202H183ZM188 205V206H189ZM163 206V205H162ZM161 206V207H162ZM192 206V207H193ZM201 206V205H200ZM200 206L196 205L197 208H199ZM235 206V205H234ZM196 207L194 206V208L191 209V207H189L190 209L188 211H193V209H196ZM214 207V205H213ZM213 207H209L208 209L207 208H201L200 212L197 213V220H199L200 222H203L204 225H207L209 227L207 228H210L212 227L213 225V228H210L211 230L213 229L214 230H217L216 234L214 235H211L212 233L207 234L204 238H208L209 236H214V239L208 243L207 247L205 248V254L207 253V256L203 257V259L201 261L198 262V264H232L231 261L233 262V260L229 259V257H233L232 259H236V255L234 254H237V249H229V247L227 245H225V242L224 239H225V236L226 234L228 233H223L221 230V227L219 226H214V224H212V222L214 223L215 221V218H213L216 213H214L215 215H213L212 213V209ZM23 207H21L22 209ZM158 208L159 207V204H158ZM235 208V207H234ZM239 208V207H238ZM237 208V209H238ZM137 209V210H136ZM161 209V208H160ZM159 209V210H160ZM164 209V208H163ZM135 210V212H133ZM144 210V209H143ZM229 210V209H228ZM254 210V209H253ZM120 211H118L120 213ZM196 211V210H195ZM158 212V209L157 211L155 212V214H157ZM197 212V211H196ZM256 212V211H255ZM264 212V211H263ZM193 213V212H192ZM191 213V214H192ZM195 213V212H194ZM212 215H211V214ZM254 213V212H253ZM252 213V214H253ZM258 213V212H256ZM6 216H7V213H5ZM75 214V215H76ZM250 214V215H252ZM76 215V218L78 217ZM139 215V214H138ZM145 215V214H144ZM172 215L174 214H168V213H165V214H158V216L156 217L155 219V222L159 223V222H163L162 224L163 225H160V226H157L152 234V240L153 242L155 243L156 247H155V251L156 252H159L160 255L159 258H157V263L156 264H190V262L188 261L189 259H186L187 258V254H188V251H189V248L186 246V245H181V246H177L174 244V241L172 240V236L168 235V234H162V230L165 228V226L169 223L168 219H170L169 217H171ZM249 215V216H250ZM259 218H261L263 215L262 213L258 214ZM106 216H108V214H100L99 212H94L92 211V213L90 214L89 216V220L92 221V220H95V219H98L99 217H101V219L105 218ZM120 216V214H119ZM191 216V215H190ZM213 216V217H212ZM249 216H246L247 218ZM257 217V218H258ZM223 218V216H222ZM243 218V217H242ZM79 219V217L77 218V220ZM214 219V221H213ZM218 219V218H217ZM221 219V218H220ZM264 219V218H263ZM222 220V219H221ZM220 220V221H221ZM233 220V219H232ZM255 220V219H254ZM142 221V220H141ZM12 222V221H11ZM112 222V221H111ZM258 223V222H257ZM198 224V223H197ZM196 224V225H197ZM200 224V223H199ZM198 224V226H199ZM202 224V223H201ZM253 224V222H252ZM251 224V225H252ZM255 224V223H254ZM260 224V223H259ZM190 225V224H189ZM203 225V224H202ZM247 225V223H246ZM246 225L244 224V228L246 227ZM258 225V224H257ZM126 225H120L119 227H117L116 229L119 231V234H118V237H123V236H126L127 232L124 231V229L126 230ZM148 226V225H146ZM4 227V225H3ZM190 227V226H189ZM200 227V226H199ZM253 227V226H252ZM45 228V227H44ZM205 228V227H204ZM20 229V228H19ZM23 228H21L20 230H22ZM140 229V228H139ZM138 229V231H139ZM192 229V228H191ZM246 229V228H245ZM36 230V229H35ZM46 230V229H45ZM147 230V229H146ZM197 230H199L197 228ZM229 230V228H228ZM18 231V230H17ZM47 231V230H46ZM167 231V230H166ZM246 231V230H245ZM244 231V232H245ZM251 231V229H250ZM253 231V230H252ZM226 232H229V231H226ZM262 232V231H261ZM20 232H16L15 231V236H20V234H18ZM48 233V232H47ZM260 233V232H259ZM10 234V232H9ZM196 234V233H195ZM253 234V232H252ZM142 235V234H141ZM139 236V238L136 236V238H138L137 240H140V238L142 239V237H145L146 235L144 236ZM49 236V235H48ZM208 236V237H207ZM258 236V235H257ZM256 236V237H257ZM131 237V236H130ZM135 237V236H134ZM209 237V239H210ZM246 237V236H245ZM17 238V237H15ZM15 238L14 239H10V241L6 244H11L15 241ZM50 238V237H48ZM69 237H65V239H68ZM117 238V237H116ZM120 238V242H121V253H126L127 251V248L122 244L123 242V239ZM136 238H134L136 240ZM264 238V237H263ZM97 239V238H96ZM252 239V238H251ZM253 239H257V238H253ZM252 239V240H253ZM259 239V238H258ZM50 240H53V238H51ZM50 240H48L47 242H49ZM208 240V239H207ZM207 240L205 242H207ZM249 240V239H248ZM247 240V241H248ZM254 241V240H253ZM257 241V240H256ZM255 241V242H256ZM264 241V240H263ZM262 241V242H263ZM54 241H52L53 243ZM127 242V241H126ZM260 242V241H259ZM244 243V242H243ZM242 243V245H243ZM252 245H253V242H251ZM33 244V243H32ZM245 244V247L246 245H249L248 243H244ZM50 245V244H49ZM48 245V246H49ZM261 245V244H260ZM36 245H31L29 248L28 251L32 250L36 251ZM46 246V245H45ZM254 246V245H253ZM252 246V247H253ZM97 247H100V243L98 242L97 243ZM190 247V246H189ZM243 247V246H242ZM262 247V246H261ZM260 247V248H261ZM244 248V247H243ZM248 248V246H247ZM256 249V248H255ZM264 249V246L263 248L261 249V251ZM49 250V249H48ZM59 250V249H58ZM134 250V249H133ZM137 250V249H135ZM245 250V248H244ZM243 250V252H244ZM108 251H111L110 249ZM108 251L106 252H103L101 251L99 254L93 256V257H86V258H83L84 256H81V261L79 264H88L87 263V258H92L94 260V264L95 263H99V264H112L111 262L108 261L109 258H114V257H117L119 253L115 252V251H111V253H108ZM154 250L152 252H155ZM248 251V249L246 250ZM253 251H255L253 249ZM260 251V254L258 256H264V251L261 252ZM135 252V251H134ZM138 252V251H137ZM199 252V251H198ZM33 253V254H34ZM245 253V252H244ZM247 253V252H246ZM245 253V255H246ZM249 253V252H248ZM247 253V254H248ZM209 254V255H208ZM241 254V253H240ZM250 254V253H249ZM256 254V252H255ZM121 255V254H120ZM157 257V256H156ZM238 257V256H237ZM247 258V255L242 257L241 260L243 263L246 262L247 264V261L244 262V258ZM249 257V256H248ZM185 258V259H184ZM245 258V260H247ZM155 259V257H154ZM164 259H168L169 261H165ZM193 259V258H192ZM240 259V258H239ZM238 259V260H239ZM156 260V259H155ZM184 260L185 263H182ZM238 262V261H237ZM249 262V261H248ZM258 262V261H257ZM242 263V264H243ZM251 262H249L250 264ZM262 263V262H261ZM260 263V264H261ZM235 264V263H233ZM263 264H264V261H263Z\"/></svg>",
    "mask_w": 264,
    "mask_h": 264
}]
</instances>
